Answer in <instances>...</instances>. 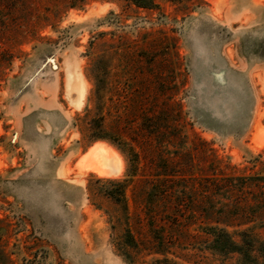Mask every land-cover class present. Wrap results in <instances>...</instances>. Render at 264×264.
Instances as JSON below:
<instances>
[{
	"label": "rangeland",
	"instance_id": "374dc122",
	"mask_svg": "<svg viewBox=\"0 0 264 264\" xmlns=\"http://www.w3.org/2000/svg\"><path fill=\"white\" fill-rule=\"evenodd\" d=\"M156 1L0 0V264H242L211 250L216 221L264 245V0ZM99 117L121 144L91 141ZM96 143L109 176L82 165ZM129 145L139 242L163 161L190 179L164 255L116 247L128 227L105 181L129 179Z\"/></svg>",
	"mask_w": 264,
	"mask_h": 264
},
{
	"label": "trees",
	"instance_id": "16d2710c",
	"mask_svg": "<svg viewBox=\"0 0 264 264\" xmlns=\"http://www.w3.org/2000/svg\"><path fill=\"white\" fill-rule=\"evenodd\" d=\"M170 1L173 3H184L191 2L192 0ZM131 2H133L137 8L146 10L159 9V4L156 0H131ZM89 138L92 142L103 140L109 141L113 144H121L119 138L115 137V135H112L106 130L103 117L96 118L91 122ZM126 154L128 155L130 162V175H128L129 179L122 181H105V183L110 186V189L104 194L106 198L123 208L125 224L128 227L125 231V235L128 239L127 241L118 244L116 246L117 250L126 258L130 256V252L136 254L142 253L141 250L145 247L146 248L143 250L145 252L147 251L148 254L164 255L167 253L169 246V243L165 241L167 239L166 233L168 232L170 225H174L172 217V211H174V209L171 212L170 210L174 202L177 199L180 200L178 192H184L180 191L181 189L177 188L174 184L185 183L190 181V179L186 180L185 178H182V176H185L183 173L181 174L180 171L170 169V166L172 168L173 165H175L173 161H163L162 167L158 169L159 174L155 175V185L149 192L146 193L143 212L145 215L144 218L147 221V229L151 233L153 241L143 244L135 238L133 231L129 228V219L133 212L130 210L131 208L127 195L129 186L133 182L134 178L138 176L141 155L130 145ZM147 181L142 180L141 182L148 184L149 181ZM192 182H195V179H192ZM203 189H205V187ZM159 203L162 205L163 209L160 208L155 211L153 207H156ZM165 208L166 210H164ZM159 214V222L163 224L162 226L156 225L157 219L155 221V218ZM216 224L218 225L208 229L209 232L207 233L211 237V250L220 255L238 254L241 257L242 264H264V245L262 246L259 244L255 237L248 236L246 232H243L241 241H236L234 236L226 228L220 227L217 221ZM165 261H167V259H165Z\"/></svg>",
	"mask_w": 264,
	"mask_h": 264
},
{
	"label": "bare ground",
	"instance_id": "6f19581e",
	"mask_svg": "<svg viewBox=\"0 0 264 264\" xmlns=\"http://www.w3.org/2000/svg\"><path fill=\"white\" fill-rule=\"evenodd\" d=\"M96 144H95V146H93L92 152L90 154H86L87 157H86V159H84V163L82 162V165H85L84 166L85 169L87 167V171L90 170L91 172H95L99 176H109V173H111L112 171H110L108 166L113 165V162L117 159L116 153L111 148H109L107 146V144L106 145L105 144H98V143H96ZM105 166H107V168H108L107 170H105ZM111 168H113V167H111ZM108 170H109V172L107 174L106 171H108ZM111 170H113V169H111Z\"/></svg>",
	"mask_w": 264,
	"mask_h": 264
}]
</instances>
